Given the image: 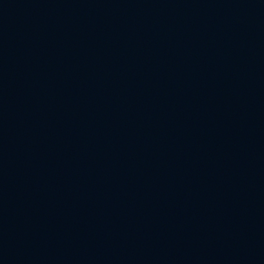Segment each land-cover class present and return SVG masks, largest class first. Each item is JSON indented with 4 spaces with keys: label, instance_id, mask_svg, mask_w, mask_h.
I'll list each match as a JSON object with an SVG mask.
<instances>
[{
    "label": "water",
    "instance_id": "water-1",
    "mask_svg": "<svg viewBox=\"0 0 264 264\" xmlns=\"http://www.w3.org/2000/svg\"><path fill=\"white\" fill-rule=\"evenodd\" d=\"M0 264H264V0H0Z\"/></svg>",
    "mask_w": 264,
    "mask_h": 264
}]
</instances>
